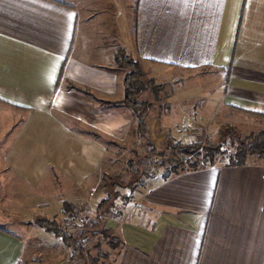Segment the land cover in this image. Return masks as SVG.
<instances>
[{
	"label": "crops",
	"instance_id": "0c3cea01",
	"mask_svg": "<svg viewBox=\"0 0 264 264\" xmlns=\"http://www.w3.org/2000/svg\"><path fill=\"white\" fill-rule=\"evenodd\" d=\"M121 48L148 80L217 72L221 108L264 123V0H0V264H35L43 242L46 264H67L34 220L96 212L118 150L143 143L119 105ZM182 110H151V140L178 137ZM124 189L120 222L101 224L115 255L98 264H264V157Z\"/></svg>",
	"mask_w": 264,
	"mask_h": 264
},
{
	"label": "rangeland",
	"instance_id": "374dc122",
	"mask_svg": "<svg viewBox=\"0 0 264 264\" xmlns=\"http://www.w3.org/2000/svg\"><path fill=\"white\" fill-rule=\"evenodd\" d=\"M163 77L166 79H151L155 86L163 85L162 89L156 91L148 90L143 94L142 99L152 103L153 119L167 112V118L170 119L171 114L175 113L174 115L176 116L179 110L183 109L185 111L182 110L186 115L184 120L188 121L185 124L179 121L180 123L177 124V130L175 131L178 137H174L175 141L181 144L216 143L220 128L226 126L233 127L242 138L258 133L260 132V128L264 127V123L252 122L250 117L241 118L235 113L221 108L219 98L222 79L220 80L221 77H219L217 72L203 69L197 73H180L173 76L168 74ZM144 81H148V79L144 78ZM172 106L173 108L171 109ZM170 109L171 112H169ZM162 133L164 132L161 131L157 134ZM160 136L156 135V138ZM151 141L157 150H161L163 140L154 139ZM141 142L143 143H141L140 148L128 154L121 155V152L118 150L116 158L120 164L112 175L103 178V184L109 178L119 176L123 178L124 182L131 183L129 188L126 187L124 189L125 192L131 193L136 184H140L143 180L151 177L162 176L164 171L170 169L172 166L177 167L178 173L197 169L201 166V157L194 155L181 156L172 150H166L163 153H156L145 159L142 162V169L145 171V174L140 175L135 180L131 179L127 166L128 160L135 153L138 155H148L151 149V146L146 144L145 140ZM222 150L228 152L234 151L229 143H226ZM227 159V155L219 154L216 162H226ZM194 163L198 165L197 168L192 167ZM84 232L82 246L88 251L90 257L97 259L96 264L107 262L113 258L115 254L112 250L118 243L115 239L108 236L105 231H102L101 223L98 222L96 213L93 216L92 226L85 229ZM38 246L40 250L36 252L34 263L46 264L49 259L47 254L50 252L49 248L51 249V246L44 242ZM55 248L53 247L52 249ZM62 250L64 251L63 247ZM65 254L67 264H85V260L80 258L74 250L68 248Z\"/></svg>",
	"mask_w": 264,
	"mask_h": 264
},
{
	"label": "trees",
	"instance_id": "16d2710c",
	"mask_svg": "<svg viewBox=\"0 0 264 264\" xmlns=\"http://www.w3.org/2000/svg\"><path fill=\"white\" fill-rule=\"evenodd\" d=\"M115 63L118 68L125 69L127 71L123 79L124 98L119 105L133 112L136 118L137 136L144 139L146 144L151 146L148 155H138L135 153L133 157L128 160L127 166L131 179L135 180L140 175L145 174V171L142 169V162L145 159H148L156 153H163L166 150H172L181 156L194 155L196 157H201V168L208 165L212 166L217 161L219 154L224 156L227 155V161L222 163L230 166H243L249 156H255L258 158L264 157V131L242 138L239 133L230 126L220 128L218 141L216 143L205 142L184 145L175 141L168 132L161 146V150H157L146 130L145 123L148 113L152 110V103L147 100H143L142 96L148 90L156 91L162 89L163 85L155 86L151 79L144 81V73L141 70L139 63L129 58L122 48L117 50L115 54ZM226 143H229L230 147L234 149L233 152L222 150ZM197 166L198 165L195 163L192 164L193 168H197ZM177 173V167L172 166L170 169H166L161 177L163 179H167L171 175ZM104 185L107 188V194L97 205L95 212L98 222L101 224L103 223L104 215L107 210L115 204L117 199L122 197L116 188H129L131 183L124 182L123 178L116 176L109 178ZM65 206V211H67L68 209ZM34 223L39 228H42L46 232L51 233L54 237L59 238L61 243L66 248H71L77 252L80 258L85 260V264L97 263V259L90 257L88 251H86L82 246V238L84 236L85 229H80L79 231L77 230L76 232L67 234L61 231L60 226L55 220L36 218ZM116 241L119 243L118 240Z\"/></svg>",
	"mask_w": 264,
	"mask_h": 264
},
{
	"label": "built area",
	"instance_id": "2783aa9c",
	"mask_svg": "<svg viewBox=\"0 0 264 264\" xmlns=\"http://www.w3.org/2000/svg\"><path fill=\"white\" fill-rule=\"evenodd\" d=\"M94 213L86 207L75 209L66 214L61 221L60 229L64 233H73L79 229H88L92 226ZM104 217L118 223L121 220V209L117 204H113L105 213Z\"/></svg>",
	"mask_w": 264,
	"mask_h": 264
}]
</instances>
